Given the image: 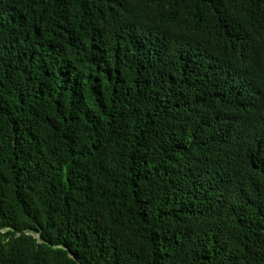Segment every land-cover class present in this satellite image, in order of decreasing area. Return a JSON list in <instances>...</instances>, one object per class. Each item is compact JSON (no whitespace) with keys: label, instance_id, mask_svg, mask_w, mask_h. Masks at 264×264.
Returning a JSON list of instances; mask_svg holds the SVG:
<instances>
[{"label":"trees","instance_id":"16d2710c","mask_svg":"<svg viewBox=\"0 0 264 264\" xmlns=\"http://www.w3.org/2000/svg\"><path fill=\"white\" fill-rule=\"evenodd\" d=\"M0 264H264V0H0Z\"/></svg>","mask_w":264,"mask_h":264},{"label":"water","instance_id":"95a60500","mask_svg":"<svg viewBox=\"0 0 264 264\" xmlns=\"http://www.w3.org/2000/svg\"><path fill=\"white\" fill-rule=\"evenodd\" d=\"M37 238L39 239V237H37ZM71 256H72V257H74V255H73V254H71Z\"/></svg>","mask_w":264,"mask_h":264}]
</instances>
